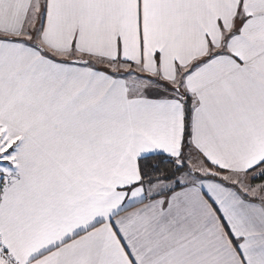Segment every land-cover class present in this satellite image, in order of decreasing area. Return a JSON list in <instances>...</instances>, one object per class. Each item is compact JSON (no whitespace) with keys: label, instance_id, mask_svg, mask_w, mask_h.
<instances>
[{"label":"snow or ice","instance_id":"6c2138e0","mask_svg":"<svg viewBox=\"0 0 264 264\" xmlns=\"http://www.w3.org/2000/svg\"><path fill=\"white\" fill-rule=\"evenodd\" d=\"M0 264H264V0H0Z\"/></svg>","mask_w":264,"mask_h":264}]
</instances>
